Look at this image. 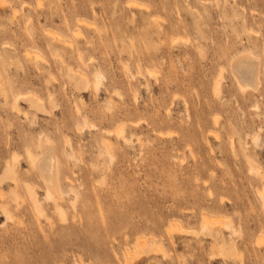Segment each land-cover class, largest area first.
Wrapping results in <instances>:
<instances>
[{
	"label": "rangeland",
	"instance_id": "rangeland-1",
	"mask_svg": "<svg viewBox=\"0 0 264 264\" xmlns=\"http://www.w3.org/2000/svg\"><path fill=\"white\" fill-rule=\"evenodd\" d=\"M0 1V176L19 155L16 173L35 185L44 210L36 212L22 185L15 202L3 182L0 264H124L142 236L163 250L142 252L133 264H264L256 194L264 178L247 171L244 153L247 147L263 176L264 0ZM245 49L263 63L256 93H242L229 66ZM94 68L103 75L98 84ZM79 120L89 121L80 133ZM120 125L131 143L117 135ZM41 134L66 154L64 214L26 158ZM197 210L230 217L237 229L231 259L201 230ZM176 215L193 232L176 229L173 239L166 222Z\"/></svg>",
	"mask_w": 264,
	"mask_h": 264
},
{
	"label": "bare ground",
	"instance_id": "bare-ground-1",
	"mask_svg": "<svg viewBox=\"0 0 264 264\" xmlns=\"http://www.w3.org/2000/svg\"><path fill=\"white\" fill-rule=\"evenodd\" d=\"M1 3L3 4V1ZM81 22H83V21H80V23ZM52 34H54L52 36H53L54 40L57 43H59V41H64V42H67V43L69 42V40L66 39V38H64L62 35H59V34H56V33H52ZM74 34L78 36V34H80L79 30L78 29H75ZM27 56L28 57H33L36 60H38L39 58H42V57H39L40 55L38 54V52L36 53V51H32V50H27ZM229 66H230V69H231V71H232V73H233V75L235 77V80L237 82V85H238L240 91H242V93H245V92L256 93V92H258L261 89V86L263 84V63L261 62L260 57H258L257 55H255L252 51L245 49L243 51L236 52L230 58V60H229ZM95 70H93L94 71L93 74L95 73V75H94L95 76V83L98 84V82L101 79V77L103 79V75H102V72L99 69H95ZM68 71L70 72V71H72V69H70ZM76 73L80 77V80L82 82V85L81 86L84 85V87H86L85 85H87V88L89 89V86L90 85H88V84L91 81L89 79L90 77H88V74L85 71L81 70V69H78ZM131 75H133V74H131ZM221 75H219V77ZM219 77H218V79H219ZM218 79H217V82L215 84V90H216L217 95L220 92V80H218ZM87 88H83L82 87V89H87ZM106 88H108V86ZM116 89L114 88L115 91H116ZM78 90H81V89L78 88ZM106 91H108V89H106ZM112 91H113V88L111 89L110 93ZM18 98H19V96L17 97V99L13 103V109H15L17 111L19 110V107H18ZM78 110H79V107H78ZM110 111H112V110H110ZM118 112H120V111H118ZM121 112H123V111H121ZM125 112H126V110H125ZM77 113H79V115H81L80 114L81 111H79ZM111 114H114V113H111ZM120 115H117V116L119 117ZM113 116L114 115L111 116V119L114 118ZM85 117H87V116H85ZM116 118H114V119H116ZM79 121L80 122H78V125H77L79 128L76 127V129H79V131L78 130L77 131L80 133V130H82V129L84 130L85 125L88 124L89 121L86 122L87 121L86 120L82 124L83 126L80 124L81 123V120H79ZM216 122H218L217 121V118H216ZM79 124H80V126H79ZM91 125L90 126L88 125V126L91 127ZM137 125H138V122H137L136 126ZM88 126H87V128H89ZM123 126H125V125H123ZM136 126H134V127H136ZM101 128H103V126ZM105 128H103V129H105ZM118 128H117L118 130H115V131H117V135L121 136V139L123 138L126 143L127 142L131 143V141H132L131 140V137H130L131 134L128 137L127 134L129 133V131L126 130V126L125 127H122L121 126V127H118ZM133 128H131V130H130L131 133L133 131L132 130ZM136 128H139V127L137 126ZM136 128H135L134 131H137ZM260 129H261V127H260ZM125 130L127 131L126 134H125ZM109 131L108 132L106 131V133L109 134L110 133ZM110 134H112V132ZM133 134H135V133L133 132ZM137 134H139V133L137 132ZM165 135H167V134H165ZM165 135H163V136H165ZM115 136H116V133H115ZM110 137H111V135H110ZM138 137H139V135H138ZM258 138L259 137H254V140L253 141L257 142L258 141ZM37 139H38V141H37V150L31 151V149L28 148L27 149L28 150V153H27V157L26 158L29 161V164H30L31 169L36 173L38 179L40 180V182L42 184L41 186L44 188V191H45V194H46V199L47 200H51V201L54 202L55 208H56V210L58 211L59 214L60 213L64 214L65 212H63L64 210L62 209V206H61L60 201L62 202V200L65 199L64 197H65L66 190H65V181H64V179H65V176H67V175H66L65 170L63 169L64 162H63L61 156L63 155L65 157L66 154H64L62 152V155H61V152H59L58 147L56 146L55 142L49 136H47L45 134H41L40 136L37 137ZM66 143L70 144V146H71V142H70L69 139L66 140ZM24 145H26V144L24 143ZM258 145H259V143H258ZM256 146H257V143H256ZM232 149H233L232 152L235 155V150H234L233 147H232ZM246 149H247V147H245V149H244L245 157H246V159L248 161L247 163H248V166H249L248 167L249 169L247 171L248 172L251 171L250 172L251 174L254 173L255 175H257L256 177H260V179L262 181L263 180L262 177L264 178V175L263 176H259V175H261L260 169H259L260 166H257V164L254 162V160L252 159V157L246 152ZM67 156H69V154H67ZM19 163H20V157L17 154L12 155L9 159L6 160V169L3 172V174L0 176V199L3 200L4 194H5L3 192V186H2L3 182L8 181L7 182V186L10 187L11 195L13 196V200L15 202H18V198H19V192H18L19 190H18V188L22 185L21 187H23V186L25 187L24 188V189H26L25 192L27 193V196H28L29 200L31 201V204L34 207V209L36 210V212L39 215H44V210H43V207H42L43 206V203L41 201V198H40V195H39L37 189L35 188V185H30V184H26L25 182H22V180H20V178L18 177V175L16 173V170L15 169L19 165ZM250 173H248V174H250ZM262 174H263V172H262ZM246 176H248V175H246ZM260 179L255 180V181L259 182ZM251 180H253V179H251ZM260 185L257 186V187H260V189L256 188L257 189V191H256L257 193L256 194H257L258 198L260 199V201L262 202L261 206L263 205V208H264V190L261 189V186L262 185L261 186ZM221 186L223 187V185H221ZM262 187L264 188V185ZM223 188H225V187H223ZM211 189L209 190V192L211 191ZM218 196H219V198L221 197L222 200L224 199V201H225V198H223V196H221V195H218ZM210 197H211V194H210ZM174 198L175 197H173V199ZM178 198H175V200L177 201ZM173 199H172V201H173ZM193 199H195L194 201H196V198H193ZM179 200H178V204L182 201V200H180V201ZM227 200L230 201L229 199H227ZM175 202H173V203H175ZM173 203H172L171 206L174 207L175 204H173ZM202 204L203 203L198 204V205L200 206ZM2 205L4 207V212L6 213V215L9 218H12L9 210L7 209L6 204L2 203ZM180 206H182V205L180 204ZM203 206H201V207L203 208ZM226 206H227V204H226ZM183 208H186V207H183ZM220 209H222V208H220ZM171 210L173 211V209H171ZM180 210H182V208ZM187 210H188V208H187ZM191 210L194 211V209H191ZM191 210H188V211H191ZM219 212L220 211H218V213ZM197 213H200L199 216H200V220H201V230L203 232L207 233L210 236V238L213 239L214 244L216 246H219L218 247V249H219L218 251H219L220 255L223 256V257H225V258H227V259L228 258L231 259L234 256V254H237L236 253V249H237L236 248V245H237V243H235L237 241H236V238L234 239L235 235H237V229H234V227L232 225V220H230V217L228 218L227 216H224L225 217L224 218V217H222L220 215H213L208 210H202L201 212H199V210H197ZM183 216H186V214H183ZM176 217H177V215L175 217H173L175 219L169 218L170 220L166 222L167 223L166 224L167 225L166 226L167 227L166 231L170 235V237L173 238V239H174L173 234H174V231L176 229H177V232L180 229H181L180 231H183V230L185 231L186 228L189 229L187 226H186V228L183 226V224H182L183 222L180 220L181 218H179V220L182 223L179 220H177ZM185 223H187V221ZM186 225H188V223ZM183 227H184V229H183ZM187 229H186V231H188ZM225 231L229 232V235L228 236L225 235V234H223ZM188 232H193V230L191 229ZM186 234H188V233H186ZM261 237H259V238H261ZM263 237H264V235H263ZM153 238H155V237H152L151 239L147 238L146 236H142V237L137 238V243L134 244L135 246L133 247V249H130V250L128 249V250H126L124 252V264H133L134 259L136 257H138V256H141L142 255L141 254L142 252H144V253L147 252L146 255H148L149 254V252H148L149 250H151V252H153V253H154V251L157 252L158 250L159 251L163 250L162 247L157 243V240L156 239H153ZM248 239H251V238H248ZM256 240H255V243H256ZM263 240H264V238H263ZM263 240L260 239V241H262L261 243H264ZM251 241H253V240L251 239ZM260 241L258 240L259 243H260ZM258 242L256 243L255 246H259L260 245ZM253 243L254 242H252V244ZM152 246H157V248H156L157 250L155 248H153ZM255 248L252 247L253 250ZM259 249H261V248H256V250H258V254L261 253ZM237 251H239V250H237ZM254 253H256V251ZM262 254H260V256ZM164 255H165V252H164ZM254 256H255V254H254ZM144 258H147V256H145ZM257 258L259 259V257H257Z\"/></svg>",
	"mask_w": 264,
	"mask_h": 264
}]
</instances>
